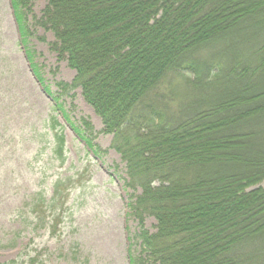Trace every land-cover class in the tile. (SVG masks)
I'll return each mask as SVG.
<instances>
[{"label": "trees", "instance_id": "obj_1", "mask_svg": "<svg viewBox=\"0 0 264 264\" xmlns=\"http://www.w3.org/2000/svg\"><path fill=\"white\" fill-rule=\"evenodd\" d=\"M36 1L9 0L52 120L101 158L92 124H76L65 105L80 89L139 191L128 203L139 223L130 264H264V188L253 190L264 182V0H46L40 17ZM33 28L54 35L52 51L76 72L54 92L28 43ZM178 85L213 99L195 108L173 95ZM54 138L64 163L65 141ZM70 183L34 196L38 230L61 221Z\"/></svg>", "mask_w": 264, "mask_h": 264}, {"label": "rangeland", "instance_id": "obj_2", "mask_svg": "<svg viewBox=\"0 0 264 264\" xmlns=\"http://www.w3.org/2000/svg\"><path fill=\"white\" fill-rule=\"evenodd\" d=\"M46 6V0H37L34 14L40 17ZM33 32L28 43L54 92V83L72 82L76 72L52 51V33L40 28ZM19 42L10 2L0 0V263L31 264L24 261L34 257L35 264H130L129 248L138 254L139 223L128 216V203L139 191L126 185V164L80 89L65 105L76 124L81 119L92 124L101 158L94 157L61 117L57 123L52 120L57 113L36 84ZM194 91L185 85L172 89L177 100H191L195 108L202 97L213 99L209 90ZM169 107L175 110L177 104ZM56 132L65 141L64 163L55 152ZM57 179L71 182L62 193L68 194L64 213L56 228L38 230L32 221L40 199L34 196L46 190L51 198L50 186ZM259 188L264 182L253 190ZM155 223L148 219L144 226L153 231Z\"/></svg>", "mask_w": 264, "mask_h": 264}]
</instances>
